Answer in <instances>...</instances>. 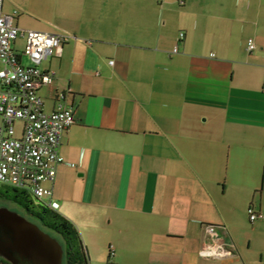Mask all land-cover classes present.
<instances>
[{
  "label": "crops",
  "instance_id": "0c3cea01",
  "mask_svg": "<svg viewBox=\"0 0 264 264\" xmlns=\"http://www.w3.org/2000/svg\"><path fill=\"white\" fill-rule=\"evenodd\" d=\"M2 9L17 12L23 32L65 37L38 66L54 74L38 94L46 113L63 103L76 122L44 186L78 228L88 264H264V218L248 215H264V0H3ZM24 45L19 36L13 49ZM209 226L225 250L204 257Z\"/></svg>",
  "mask_w": 264,
  "mask_h": 264
},
{
  "label": "built area",
  "instance_id": "2783aa9c",
  "mask_svg": "<svg viewBox=\"0 0 264 264\" xmlns=\"http://www.w3.org/2000/svg\"><path fill=\"white\" fill-rule=\"evenodd\" d=\"M2 8L3 0H0V63L3 65L0 70V184L26 191L39 203L58 211L60 205L51 199L53 191L44 183L54 180L57 168L65 163L58 148L64 132L76 119L74 110L63 103H58L50 113L44 111L38 91L44 86H53L54 74L43 72L38 66L60 51L65 37L39 31L23 32L14 24L17 12L5 14ZM19 36L25 38L20 53L13 49ZM183 36L182 33L180 37ZM254 49V40L248 39L247 50ZM22 55L29 58L32 66L21 64ZM16 122L23 124L19 137ZM68 165L76 167L73 163ZM248 215L252 223L264 218L252 207ZM217 229L207 227L209 241L202 248L201 256L212 257L217 248L225 250Z\"/></svg>",
  "mask_w": 264,
  "mask_h": 264
},
{
  "label": "water",
  "instance_id": "95a60500",
  "mask_svg": "<svg viewBox=\"0 0 264 264\" xmlns=\"http://www.w3.org/2000/svg\"><path fill=\"white\" fill-rule=\"evenodd\" d=\"M0 257L11 264H64L63 244L35 223L0 208Z\"/></svg>",
  "mask_w": 264,
  "mask_h": 264
},
{
  "label": "trees",
  "instance_id": "16d2710c",
  "mask_svg": "<svg viewBox=\"0 0 264 264\" xmlns=\"http://www.w3.org/2000/svg\"><path fill=\"white\" fill-rule=\"evenodd\" d=\"M7 187L5 193L0 192L1 200L17 205L46 232L60 237L65 254L64 264H88V256L80 232L75 224L44 204L39 203L40 210L37 211L35 201L29 193ZM0 264L11 263L0 257Z\"/></svg>",
  "mask_w": 264,
  "mask_h": 264
},
{
  "label": "rangeland",
  "instance_id": "374dc122",
  "mask_svg": "<svg viewBox=\"0 0 264 264\" xmlns=\"http://www.w3.org/2000/svg\"><path fill=\"white\" fill-rule=\"evenodd\" d=\"M24 64L25 65H27L28 64V62L26 61V58H24ZM1 65V64H0ZM3 69V65H1L0 66V70H2ZM15 129H16V136H18L19 134H18V132H20V129H21V126L18 124V122L15 124ZM8 189V187L7 186H5V185H3V184H0V192L1 193H5L6 192V190ZM33 200L35 201V209L38 211V210H40L39 209V202L35 199V198H33ZM2 207H5V208H8L9 210H11V211H15V212H17L18 214H20L21 216H23V217H25V218H28L29 216L23 211V210H21L17 205H14V204H12V203H10V202H7V201H5V200H1L0 199V208H2ZM58 213H59V211H57ZM61 214V213H60ZM62 215V214H61ZM63 216V215H62ZM44 230V229H43ZM44 231H46V230H44ZM53 237H56L58 240H60L61 241V239H60V237L59 236H57V235H55V234H51Z\"/></svg>",
  "mask_w": 264,
  "mask_h": 264
},
{
  "label": "flooded vegetation",
  "instance_id": "af4514ba",
  "mask_svg": "<svg viewBox=\"0 0 264 264\" xmlns=\"http://www.w3.org/2000/svg\"><path fill=\"white\" fill-rule=\"evenodd\" d=\"M29 221H31L32 223H35V224H37L30 216L27 218ZM38 225V224H37ZM42 229V228H41ZM64 256H65V254H64Z\"/></svg>",
  "mask_w": 264,
  "mask_h": 264
}]
</instances>
